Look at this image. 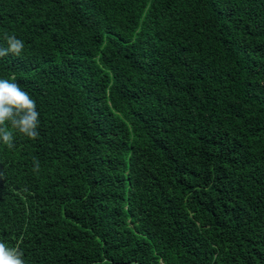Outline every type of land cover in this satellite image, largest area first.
Returning a JSON list of instances; mask_svg holds the SVG:
<instances>
[{"label": "trees", "instance_id": "1", "mask_svg": "<svg viewBox=\"0 0 264 264\" xmlns=\"http://www.w3.org/2000/svg\"><path fill=\"white\" fill-rule=\"evenodd\" d=\"M5 33L40 113L0 142L25 264H264V0H0Z\"/></svg>", "mask_w": 264, "mask_h": 264}, {"label": "clouds", "instance_id": "2", "mask_svg": "<svg viewBox=\"0 0 264 264\" xmlns=\"http://www.w3.org/2000/svg\"><path fill=\"white\" fill-rule=\"evenodd\" d=\"M5 41L7 47H0V58L21 55L23 40L5 33ZM39 124L36 101L18 83L0 78V142L8 148L14 147L15 132L35 140L39 137ZM39 170L40 163L34 158L33 171L38 173ZM0 264H25L23 252L19 247L10 248L0 241Z\"/></svg>", "mask_w": 264, "mask_h": 264}]
</instances>
